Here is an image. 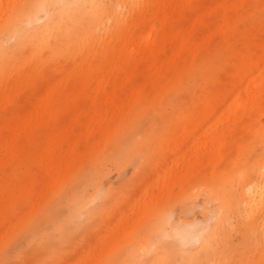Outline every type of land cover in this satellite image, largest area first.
Here are the masks:
<instances>
[{"label": "rangeland", "instance_id": "obj_1", "mask_svg": "<svg viewBox=\"0 0 264 264\" xmlns=\"http://www.w3.org/2000/svg\"><path fill=\"white\" fill-rule=\"evenodd\" d=\"M92 1L34 43L90 0H0V264H264V0ZM205 207L217 249L171 246Z\"/></svg>", "mask_w": 264, "mask_h": 264}, {"label": "bare ground", "instance_id": "obj_2", "mask_svg": "<svg viewBox=\"0 0 264 264\" xmlns=\"http://www.w3.org/2000/svg\"><path fill=\"white\" fill-rule=\"evenodd\" d=\"M159 1V5L161 7V11H164V16L161 17V20L163 22V25L165 28L168 26H171L173 24L172 21L177 22V16L173 14V12L170 9V2H161ZM89 6L93 8V14L88 18L85 16L83 10L79 7H76L72 10V12L67 13L64 15V17H54L52 22V27L49 29L47 27V24H42L34 29H31L29 34L26 35V41H33L34 43H38L40 40L44 43H49L50 40H54L56 42L63 41L68 43L69 41H73L74 39L82 37L86 32L93 31L94 28L98 25H100L103 22V14L101 13L102 10L98 5L90 0ZM174 6H177V8L185 9L186 5L183 2H180L179 0H174ZM44 8V1L43 2H37L35 5L32 6L31 15H30V22L31 24H37L38 19L36 17V12L38 9ZM25 29V28H24ZM25 31H27L25 29ZM181 30L179 29V32ZM181 34H184L183 30ZM163 37H170V33H164ZM24 39V36L22 37ZM25 40V39H24ZM18 46V45H16ZM9 47L7 49L0 47L1 52H6L7 55H12L18 52L19 47ZM1 129V128H0ZM2 132L0 130V149L10 146V143L7 140H3ZM1 151V150H0ZM7 155H1L0 156V163H4L6 160ZM222 205H225L224 198L221 200ZM229 204V203H228ZM201 208V206H200ZM205 212L211 213L213 220L215 223L212 225H208L207 227L201 226L199 221H191L188 223H184L182 221H175L173 220V213L170 212L166 215L164 218L161 217L160 226H164L166 223L170 229V232L168 228L164 229L163 236L170 237L172 239V244L174 248L179 247H186L190 245L192 242H207L209 243V246L211 249H217V246L214 242V232L218 227L221 225V221L218 218V213H216L215 210L211 208L205 207ZM216 213V214H215ZM172 220V222L170 221ZM211 222V220H209ZM210 226V227H209ZM170 246V247H171ZM171 247V248H173ZM145 249L144 247L140 246L138 247L136 254L140 255L141 251ZM146 264V263H145Z\"/></svg>", "mask_w": 264, "mask_h": 264}]
</instances>
